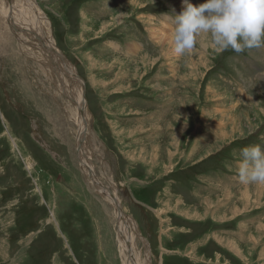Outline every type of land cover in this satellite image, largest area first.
Returning a JSON list of instances; mask_svg holds the SVG:
<instances>
[{
  "label": "rangeland",
  "instance_id": "rangeland-1",
  "mask_svg": "<svg viewBox=\"0 0 264 264\" xmlns=\"http://www.w3.org/2000/svg\"><path fill=\"white\" fill-rule=\"evenodd\" d=\"M30 1L83 80L85 144L121 210L83 170L74 100L20 52L26 23L0 0V264H127L120 211L143 264H264V183L238 174L241 149H264V45L219 52L202 33L178 55L186 0Z\"/></svg>",
  "mask_w": 264,
  "mask_h": 264
},
{
  "label": "clouds",
  "instance_id": "clouds-1",
  "mask_svg": "<svg viewBox=\"0 0 264 264\" xmlns=\"http://www.w3.org/2000/svg\"><path fill=\"white\" fill-rule=\"evenodd\" d=\"M202 33L211 35L213 47L242 53L264 45V0H206L199 6L188 3L175 17V52L183 55L197 44ZM239 177L242 183H264V149L244 147Z\"/></svg>",
  "mask_w": 264,
  "mask_h": 264
},
{
  "label": "bare ground",
  "instance_id": "bare-ground-1",
  "mask_svg": "<svg viewBox=\"0 0 264 264\" xmlns=\"http://www.w3.org/2000/svg\"><path fill=\"white\" fill-rule=\"evenodd\" d=\"M8 1L9 7L7 6L5 8V14L7 16H4L0 13V18L2 16L7 17L11 21L14 15V12L17 16H19L22 19L23 23H26L25 26H20L12 24V33L14 34L16 41L18 44V48L22 54H26L27 56H36V58H32L33 61L40 64H47L49 62V66H42L45 68V72L49 75V78L55 83V88L58 90L59 93H61L69 100L75 102L76 104V111H73L74 118L77 120V124L79 126V144H80V150H81V161H82V167L87 175L90 184L94 187H97L99 189L101 194H103L104 198L109 203H114L116 200L119 201L118 204L115 205V208L118 210H121L120 200L118 196L114 193H112V190L104 186L102 184V181L98 178V176L95 173V170L93 169V165L91 162V157L88 154L89 150L86 147V141L87 133H86V118L82 116L81 111L87 110L85 100L83 99V86L84 84L77 78L76 72L71 71V69L68 66V63H70L67 60H60L61 67L53 66L56 64L55 61V52L54 50L60 51L57 46L55 45L54 39L50 35H46L45 38L38 34L35 26V21H32L33 18H38L40 13L36 11V7L32 6V3L30 0H6ZM24 1V2H23ZM3 9V6H1ZM31 20V21H30ZM10 23V22H9ZM20 23V22H19ZM38 28L42 33L44 32V27L41 25H38ZM172 36V35H171ZM170 36V38H172ZM174 41V40H171ZM168 42V41H167ZM61 52V51H60ZM26 56V57H27ZM8 57V56H7ZM39 64V65H40ZM41 66V65H40ZM55 71H54V70ZM65 77V78H63ZM253 82V81H252ZM60 95V94H59ZM117 218L118 221L122 224V226L127 227V232H124L122 235V239L127 244V254H125L127 260V264H143V258H142V252L139 251L138 245H136L137 253L134 244L135 239H133L131 236H134V233L136 236H138V227L137 224L134 223L133 225L129 226L126 220H124L123 215L117 212ZM125 229V228H124ZM130 243H129V242ZM131 248V251L128 249ZM130 261V263H129ZM146 264V263H144Z\"/></svg>",
  "mask_w": 264,
  "mask_h": 264
},
{
  "label": "water",
  "instance_id": "water-1",
  "mask_svg": "<svg viewBox=\"0 0 264 264\" xmlns=\"http://www.w3.org/2000/svg\"><path fill=\"white\" fill-rule=\"evenodd\" d=\"M54 52H55L54 53L55 54L54 57H55V61H56V66L57 67H61L60 60H67V58L65 57V55L62 52H60V51H58L56 49L54 50ZM75 74H76L77 78L83 83V80L81 79V77L77 73H75ZM82 89H83V97H84L83 99L85 100V97H86L85 86H83ZM81 113H82V116L85 117L86 111L83 110V111H81Z\"/></svg>",
  "mask_w": 264,
  "mask_h": 264
}]
</instances>
